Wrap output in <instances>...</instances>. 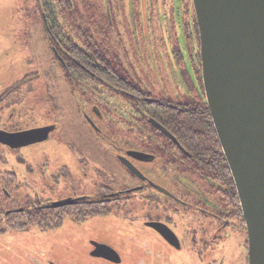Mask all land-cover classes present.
Segmentation results:
<instances>
[{"label":"flooded vegetation","instance_id":"obj_1","mask_svg":"<svg viewBox=\"0 0 264 264\" xmlns=\"http://www.w3.org/2000/svg\"><path fill=\"white\" fill-rule=\"evenodd\" d=\"M58 2L35 0L43 28L39 33L29 30V36L31 39L40 35V43L47 45L51 53L52 67L49 63L47 70L52 74L50 80L54 81L55 76L73 90L80 103L78 115L101 154H92L87 145L80 143V156L72 159L70 168L61 165L49 178L39 176L32 184L19 182L14 173H10L15 177L9 180L0 174V191L5 196L0 197L3 201L0 212H5L0 215V222H20L5 216L36 210L91 229L94 224L101 226L107 214L127 209L128 201L143 193L138 205L145 206L146 213L137 222L144 230L121 233L115 230L118 235H127L121 241L114 234L103 235L109 232L100 228L99 232L83 231L78 238L83 252L81 264H248L246 230L232 210L228 177L221 182L209 172L201 171L198 154L188 147V144L203 147L207 137L210 149L207 155L202 151L203 159L214 168L215 133L202 86L199 35L192 1L84 0L80 28L55 26L60 16L56 10ZM92 4L96 10L105 9L102 18L99 15L91 20L88 13ZM126 47L134 51L146 77L148 74L155 80L166 81L169 88L158 87L157 95L140 90L115 54ZM124 61L122 58L121 62ZM128 61L132 64L131 59ZM32 73L6 83L9 84L6 91L0 94V113L10 106L4 104V99L15 95L32 78L37 79ZM106 89L117 98L115 102L107 101ZM100 108L107 110L111 119ZM108 125L129 135L117 138L114 143L106 135ZM37 129L52 131L51 125L30 130ZM0 131L28 130L9 131L0 126ZM187 131L195 139L186 140L183 134ZM69 146L74 147L70 143L65 148ZM22 189L56 196L46 202L20 205L13 201V193ZM77 189L82 193L69 194ZM232 228L243 232L245 237L240 251L235 250L230 257L223 246L231 240ZM7 232L16 231L0 229V234ZM138 239H143V246H139ZM99 246L117 255L111 256V260L105 258L99 254ZM216 251L218 255L214 254ZM47 256L48 264H72L70 259L61 261L55 254Z\"/></svg>","mask_w":264,"mask_h":264},{"label":"rangeland","instance_id":"obj_2","mask_svg":"<svg viewBox=\"0 0 264 264\" xmlns=\"http://www.w3.org/2000/svg\"><path fill=\"white\" fill-rule=\"evenodd\" d=\"M71 1H73L71 4L73 11L69 8L64 15L68 18L71 15L81 16V12H83L81 4L84 0ZM35 5V0H0V94L6 91L9 85L6 83L10 81L20 79L21 76L33 71L37 77V79L32 78L30 82L23 84L19 91L15 92V95L4 99V104L10 106L0 113V126L2 129L10 131L13 128L30 130L42 125H51L52 130L48 133V137L39 143L19 149L0 146V174L14 173L19 182L30 181L31 184L36 183L35 180L39 176L49 178L50 174L61 165L70 168L72 159H77V156H80L78 152L80 143L87 145L92 154H101L95 147L97 144L93 137L88 134L82 116L80 118L78 115L80 103L77 96L72 93L73 90L64 86L62 81L56 80L55 76L54 81L50 80L52 74L47 70L51 65V53L47 50V45L44 41V44L40 43V35L37 37L33 35L30 39L29 30L34 29L30 32L39 33L43 28V18L41 19V15L36 13ZM115 54L123 68L130 71L132 80L140 90L157 95L158 87L169 88L170 83L166 81L155 80L148 74L146 77V70L142 69L131 48L126 47L125 51L123 49L116 50ZM122 58L125 59L124 63L121 62ZM128 58L132 60V64ZM188 69L190 70V68ZM54 75L59 78L57 72ZM160 77L162 79V75ZM106 90L104 93L107 101L115 102L117 98L113 96L112 91ZM100 109L103 115L106 113L110 117L107 110ZM119 110L121 111L123 108L120 107ZM113 123H116V120ZM107 130L109 134H104L114 143L117 142V138L129 135L112 125H108ZM70 143L74 147L69 146L66 149L65 145ZM8 191L11 192L10 189ZM81 193L82 190L79 189L69 192L71 195ZM55 196L56 194L49 195L40 190L29 192L22 189L13 193V201L20 205L35 204L46 202L50 199L49 197L54 199ZM142 197L143 193L136 194L128 201L127 209L118 212V214H107L104 217L106 221H102L104 223L101 226L94 224L90 226L91 229L74 226L70 220H65L63 226L57 230L40 231L35 227H30L22 232L0 234V264H48L47 255L49 254L57 255L61 261L70 259L72 264H81L83 252L78 238L82 237L83 231L99 232L102 229L104 232H109L103 233V235L114 234L119 237L116 240L121 241L124 240L121 237L127 235L125 233L118 235L115 230L120 233L144 230L143 226L137 222L143 220L146 213L145 206L138 205V201ZM2 205L3 201L0 200V210H2ZM147 210L149 209L147 208ZM116 219L117 222H112ZM125 219L132 222H126ZM244 237L243 232L232 228L231 240L228 239L226 245L223 246L230 257L235 250L240 251L241 241L244 240ZM139 240L141 241L139 246H143V239L137 241ZM130 241L132 240L130 239ZM214 254L218 255L219 251ZM239 256L238 260H240Z\"/></svg>","mask_w":264,"mask_h":264},{"label":"water","instance_id":"obj_3","mask_svg":"<svg viewBox=\"0 0 264 264\" xmlns=\"http://www.w3.org/2000/svg\"><path fill=\"white\" fill-rule=\"evenodd\" d=\"M191 1L204 97L236 191L247 263L264 264V0ZM47 134L48 129L0 131V144L19 149ZM97 250L105 258L117 255L106 247Z\"/></svg>","mask_w":264,"mask_h":264},{"label":"trees","instance_id":"obj_4","mask_svg":"<svg viewBox=\"0 0 264 264\" xmlns=\"http://www.w3.org/2000/svg\"><path fill=\"white\" fill-rule=\"evenodd\" d=\"M73 1L65 3L64 0H60V2L56 3V10L60 11V16L58 15L57 19H56V23L55 26L56 27H75V28H80V26L82 25V18L81 16L76 17V15L72 16L70 18H68L67 16L64 15V13L70 8L73 11V6L71 5ZM47 7V4L45 5ZM44 7V6H43ZM52 8V6H51ZM55 9V6L52 8ZM104 10L101 11L100 8H98V10H96L95 8H93V4L92 6H90L89 8V13L88 15H90L91 20H95V16H99L102 18L104 14L101 15V13H104ZM63 12V13H62ZM83 12H81L82 14ZM59 20L60 23H59ZM49 23V22H48ZM79 36V35H78ZM106 49H104L105 51ZM209 113V112H208ZM210 117V116H209ZM210 123L212 125L211 119H210ZM193 128V127H191ZM183 137L186 138V140H190V139H195L194 134L190 131H187L186 133L183 134ZM215 142L213 145V151H214V168L213 167H209L207 165V161L203 159V152L205 151V155H207V151L210 149L209 145H208V138L205 137L204 139V145H202L203 143L201 142L200 144L204 147H195L192 146L190 144H188L189 148L194 150L198 155V166L200 167V170L203 172H209V175L211 177H214L215 180H219L221 182H223V179L228 177L229 179V185H230V203L232 205V210L237 212V217H240L241 219V223H243L242 217H241V212H240V207H239V203H238V199H237V195L235 192V188L233 185V181L231 178V175L229 173L228 167L226 165V162L224 160L220 145L218 143L217 137L216 135L214 136ZM4 178H6V180H9L10 178H14L15 175L14 174H10V173H6L3 174ZM222 185V184H221ZM0 197L4 198L5 196L2 194V192L0 191ZM25 214H14L12 213V215H6V218H11V219H16L20 222H0V229H7V230H14V231H18V232H22L30 227H38L41 229H58L62 226V222L64 221V218H52L51 216H49V212H45V211H40L37 212L36 210H27L24 211ZM0 215H5L4 211L0 212Z\"/></svg>","mask_w":264,"mask_h":264}]
</instances>
